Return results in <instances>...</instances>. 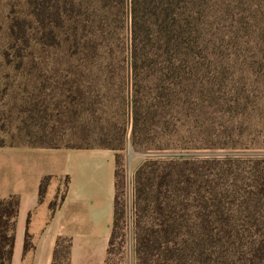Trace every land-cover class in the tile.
Segmentation results:
<instances>
[{
  "label": "trees",
  "instance_id": "obj_1",
  "mask_svg": "<svg viewBox=\"0 0 264 264\" xmlns=\"http://www.w3.org/2000/svg\"><path fill=\"white\" fill-rule=\"evenodd\" d=\"M95 2L26 0L32 18H11L9 46L17 58L6 52L5 60L16 71L31 64L25 58L33 46L30 27L41 46L73 48L79 56L72 59L79 61L69 60L66 68L75 77L65 83H74L82 108L91 73L108 82L122 69L132 140L161 150L135 172V264H264V146L258 140L264 128V0ZM91 7L127 18L123 50L77 34ZM115 163L104 264H116L113 255L124 242L116 154ZM48 180L41 181L40 200ZM17 211L16 197L0 199V264H11ZM29 247L27 234L24 251ZM70 248V240L58 239L53 264H68Z\"/></svg>",
  "mask_w": 264,
  "mask_h": 264
},
{
  "label": "rangeland",
  "instance_id": "obj_2",
  "mask_svg": "<svg viewBox=\"0 0 264 264\" xmlns=\"http://www.w3.org/2000/svg\"><path fill=\"white\" fill-rule=\"evenodd\" d=\"M94 5L99 4L94 0ZM89 11L77 23V34L92 39V43L111 41L115 48L123 50L129 36L124 14L115 16L113 12L93 7ZM13 16L32 18L26 0H0V134L10 145L114 148L118 159L117 195L124 211V242L122 250L113 255V261L135 264V172L144 160L161 150L146 149L145 144L132 140L129 82L126 87L122 69L113 73V79L108 82L96 81V74L91 73L83 86L86 104L82 108L74 99V95L82 97L74 83H65L75 77L66 66L73 56L79 55L66 44L56 48L41 46L36 41L35 27L29 28L33 46L25 51V58L31 64L14 70L5 60L6 52L14 62L17 58L9 46V24ZM102 26L106 29L100 30ZM73 61L79 59L75 57ZM261 122L264 124V120ZM261 132L258 140L264 141V128Z\"/></svg>",
  "mask_w": 264,
  "mask_h": 264
},
{
  "label": "crops",
  "instance_id": "obj_3",
  "mask_svg": "<svg viewBox=\"0 0 264 264\" xmlns=\"http://www.w3.org/2000/svg\"><path fill=\"white\" fill-rule=\"evenodd\" d=\"M115 167V152L108 148L0 146V199H18L11 264H53L58 239L71 241L68 264H104L114 221ZM27 234L30 247L24 251Z\"/></svg>",
  "mask_w": 264,
  "mask_h": 264
}]
</instances>
